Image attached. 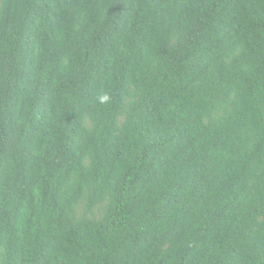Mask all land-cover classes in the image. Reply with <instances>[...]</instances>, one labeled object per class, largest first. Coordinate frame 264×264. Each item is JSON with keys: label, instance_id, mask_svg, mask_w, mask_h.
Instances as JSON below:
<instances>
[{"label": "trees", "instance_id": "1", "mask_svg": "<svg viewBox=\"0 0 264 264\" xmlns=\"http://www.w3.org/2000/svg\"><path fill=\"white\" fill-rule=\"evenodd\" d=\"M0 264H264V0H0Z\"/></svg>", "mask_w": 264, "mask_h": 264}, {"label": "clouds", "instance_id": "2", "mask_svg": "<svg viewBox=\"0 0 264 264\" xmlns=\"http://www.w3.org/2000/svg\"><path fill=\"white\" fill-rule=\"evenodd\" d=\"M103 99H107V97H104Z\"/></svg>", "mask_w": 264, "mask_h": 264}]
</instances>
